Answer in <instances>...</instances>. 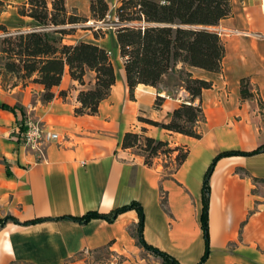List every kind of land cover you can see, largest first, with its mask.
I'll return each instance as SVG.
<instances>
[{"label":"crops","instance_id":"obj_1","mask_svg":"<svg viewBox=\"0 0 264 264\" xmlns=\"http://www.w3.org/2000/svg\"><path fill=\"white\" fill-rule=\"evenodd\" d=\"M0 1V19H4L12 4ZM25 1L18 0L11 8L31 23L15 30H34L35 22L19 14ZM107 1L110 7L119 6V0ZM66 6L69 12L91 19L90 0H66ZM231 6V16L216 28L226 50L222 71L177 66L212 82L202 93L206 122L200 139L140 120L170 123L189 93L171 72L158 87L139 85L131 95L115 30L99 39L91 30H76L64 40L95 43L111 54L116 83L95 116L75 114L80 90L94 86L93 72L87 73L83 87L66 71L49 103L41 102V85L12 92L0 87V220L11 216L20 223L8 221L0 229V264H83L80 255L107 248L121 264H162L137 241V210L121 213L113 222L58 220L89 212L110 214L133 202L143 209L142 237L148 245L180 264H199L206 252L203 184L215 160L210 179V252L203 264H264V152L221 156L251 153L264 146L260 106V101L264 103V0H231ZM242 79H249L253 99H242ZM62 91L68 92L66 99L59 96ZM158 94L164 98L160 108ZM3 105L16 106L17 115ZM25 118L39 122L59 139L43 144L41 152L24 147L18 138ZM129 132L184 147L189 150L187 160L172 173L163 158L149 167L137 149L122 148ZM39 219L46 221L24 225Z\"/></svg>","mask_w":264,"mask_h":264},{"label":"trees","instance_id":"obj_2","mask_svg":"<svg viewBox=\"0 0 264 264\" xmlns=\"http://www.w3.org/2000/svg\"><path fill=\"white\" fill-rule=\"evenodd\" d=\"M91 1V18L105 20L110 11L106 0ZM0 6L3 3L0 1ZM21 16L35 22L34 30H9L1 26L0 38V87L5 92L16 88L26 89L30 85L44 86L41 102L54 100V87L60 86L68 71L72 80L85 87L88 72L95 74L92 88L80 90L75 109L77 116L98 114L100 103L109 97L116 83V72L110 52L95 43L79 41L68 44L64 40L73 35L75 26L87 23L89 18L77 11L69 12L66 0H26L18 8ZM121 24L115 31L124 59L127 85L131 95L139 85L158 87L164 77L177 73L189 98L174 110L168 124H161L140 118L152 126L169 132L179 133L196 139L202 137L201 125L206 122L202 107V93L212 87V82L194 78L185 67H194L209 72L220 73L225 56V45L217 27L222 20L232 14L231 0H119L115 10ZM44 28L45 30H37ZM95 38L104 37L95 33ZM67 91L59 96L66 99ZM241 97L253 99L249 79L241 80ZM163 97H158L156 107L160 108ZM261 108L264 103L260 101ZM3 109L17 115V107L3 105ZM22 111L21 107L18 108ZM123 149H137L144 157L147 166L153 167L157 158H163L172 173L187 160L189 150L184 147H171L168 141L156 140L144 133H126L122 140ZM264 152V146L251 153H225L226 155H256ZM174 154H176L174 156ZM219 156V157H221ZM218 157V158H219ZM216 160L210 166L203 184L202 229L206 241V252L199 264H203L210 252L209 209L211 186L210 179ZM129 210H137L140 222L137 226V241L146 250L152 252L162 264H180L173 256L148 245L142 237L144 213L142 207L133 202L110 214L89 212L76 217H63L58 220H70L85 224L92 219L113 222L117 216ZM20 224L8 216L0 220V229L8 222ZM46 221L39 219L24 225H33ZM104 250V249H103ZM108 250L109 249H105ZM96 251H102L96 250ZM110 252V251H109ZM68 264V263H67Z\"/></svg>","mask_w":264,"mask_h":264},{"label":"rangeland","instance_id":"obj_3","mask_svg":"<svg viewBox=\"0 0 264 264\" xmlns=\"http://www.w3.org/2000/svg\"><path fill=\"white\" fill-rule=\"evenodd\" d=\"M8 1L11 2L12 8L16 3H18L17 2L18 0H8ZM11 7L8 9V14L5 15V18L0 19V24L5 23L9 30L14 31L15 30L14 27L27 26L28 24L31 23V21H29V20L24 21L23 19L19 18L15 9H12ZM115 10H116V8L110 7V13H112V15L114 14ZM89 20H94V19L91 18ZM112 23H114L113 20L106 19L103 23L104 30L97 31V32L94 31L93 29L89 28V27H85L84 26L85 23L79 24V27H77L76 30H91V32L93 34L97 33L100 36H102L103 34H105V32L113 30V29H110V25ZM2 36H3V32L0 30V38ZM69 39L71 40L72 37L68 38V40ZM175 74L178 75L177 73H175ZM26 116L28 117L29 115L27 114ZM25 120H26V118L23 119V121H21V122H25ZM34 122H36V121H34ZM170 172H171V170H170ZM145 251H147L148 254L153 256L154 258H157L152 252H150L146 249H145ZM78 260L81 261L83 264H121V262H122V260L117 255L109 252L108 250L94 251V252H89L87 254H82L78 257Z\"/></svg>","mask_w":264,"mask_h":264},{"label":"built area","instance_id":"obj_4","mask_svg":"<svg viewBox=\"0 0 264 264\" xmlns=\"http://www.w3.org/2000/svg\"><path fill=\"white\" fill-rule=\"evenodd\" d=\"M106 19H111L114 21L110 25V29L116 30L121 24L119 23V19L116 16V13L112 15V13L107 14ZM95 21V20H89L87 23H85V27H89L93 29L94 31H102L103 23L104 21ZM79 27V25L75 26V28ZM158 97H162L161 94H158ZM187 98H182V101H185ZM20 142L24 145V147L29 148L31 150L41 152V149L43 147V144L50 143L53 141H57L59 139V135L47 131L43 128V126L39 122H34L33 120L29 119L27 122L24 123L22 126V130L19 133Z\"/></svg>","mask_w":264,"mask_h":264},{"label":"water","instance_id":"obj_5","mask_svg":"<svg viewBox=\"0 0 264 264\" xmlns=\"http://www.w3.org/2000/svg\"><path fill=\"white\" fill-rule=\"evenodd\" d=\"M39 30H41V31H42V30H45V29H44V28H40Z\"/></svg>","mask_w":264,"mask_h":264}]
</instances>
